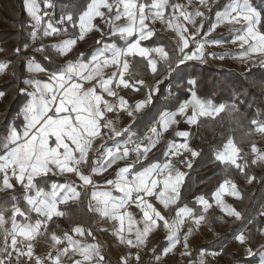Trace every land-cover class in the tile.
<instances>
[{"label":"snow or ice","instance_id":"snow-or-ice-1","mask_svg":"<svg viewBox=\"0 0 264 264\" xmlns=\"http://www.w3.org/2000/svg\"><path fill=\"white\" fill-rule=\"evenodd\" d=\"M23 10L27 21L21 20L20 28L21 34L27 31V37L15 53L27 73L21 80L25 85L21 92L27 99L17 113L19 125L12 124L0 138V193H13L0 202V264H107L91 228L77 224L62 235L49 231L54 219L69 218L61 206L70 203L86 204L89 213L112 224L113 236L127 249L119 264H139L141 251L158 229L166 233L164 256L177 246H182V256H191L190 238L213 204L198 197L199 214L187 205L176 208L171 220L163 214L180 204L187 176L182 168L191 170L192 160L200 155L191 146L192 133L179 130V125L184 122L199 129L202 120H215L226 111L240 114L239 108L198 95L195 78L187 81L189 96L171 109L156 112L152 106L160 84L173 73L179 77L188 62L206 64L209 57L223 60L230 56L264 68V0H87L82 7L72 0H63L59 7L57 0H23ZM157 23L174 34L168 48L143 43L156 35ZM225 25L231 39H209ZM93 32L105 38L96 41L99 46L88 57L79 53L67 59ZM46 39L55 42L45 44ZM226 42L241 51L220 55L208 51ZM34 53L43 54L50 65L53 55L65 63L46 67ZM136 63H142L154 77L159 66L163 78L146 84L130 72ZM9 66L10 62H0V76L7 74ZM39 74L46 79L37 78ZM125 90H143V95L130 103L120 94ZM4 96L0 91V99ZM121 113L131 122L121 125ZM138 119L147 123L142 132ZM248 124L242 142L251 143L250 154L242 155V149L228 138L213 162L223 166L226 176L236 170L252 184L257 177L246 169L264 167V149L252 139L264 140V113ZM170 132L173 139L165 141ZM162 143L161 151L150 155ZM114 167L112 178L96 182V177ZM69 174L78 182L51 179ZM225 196L244 199L229 178L219 185L213 200L226 216L240 220L241 212L226 203ZM131 206L139 210V219L129 210ZM258 215L264 217V204ZM186 222L191 226L185 230ZM257 231L264 236V228ZM43 238L48 239L49 250L41 256L36 248ZM234 238L246 257L259 256V264H264V244L254 250L243 231ZM200 255L199 264H206L205 253Z\"/></svg>","mask_w":264,"mask_h":264},{"label":"trees","instance_id":"trees-1","mask_svg":"<svg viewBox=\"0 0 264 264\" xmlns=\"http://www.w3.org/2000/svg\"><path fill=\"white\" fill-rule=\"evenodd\" d=\"M72 2L78 7H82L87 0H72ZM223 2L224 0H221V3ZM62 3L63 0H57L58 7L62 6ZM257 3H259V0H257ZM21 20L27 21L23 10V0H0V46L4 54L0 61L10 62L11 73L13 71L17 73L15 77L11 76L9 80L0 84V91L5 92L4 98L0 99V138H3L12 124L19 122L17 113L26 99V95L21 92V89L25 87L21 80L27 76V73L21 58L15 53V49L21 46L27 37V31L21 34ZM102 39L105 38L102 37ZM97 40V34L91 33L85 39V42H82L79 53H83L85 57H88L92 50L99 46L96 44ZM173 41L174 39L166 33L156 30V35L152 40L143 43L147 46L159 44L168 48ZM36 46L35 44L32 45L28 51L33 52ZM224 53L229 52L223 51L222 54ZM78 54L74 55L72 59ZM34 55L46 67L56 66L53 60L51 65L49 61L44 60L43 54L34 53ZM182 68L184 71L181 72L179 77L173 73L172 78L165 79L160 84V92L152 106L156 112L165 107L171 109L178 100L187 98L189 96L187 81L195 78L197 80L198 95L210 99L214 103L235 104L239 108V113L242 114L241 116L226 111L216 118L215 123L210 124L201 121L199 129L191 128L190 125L184 122L179 125L181 131L196 132L197 137L195 136L193 143L201 149L200 155L192 162L193 167L186 177L181 190L180 203L189 207L195 206L198 197L211 198L224 179H232L244 197L243 200L232 199L235 207L243 213L240 222L233 220L230 223L232 228L230 234L233 235L264 203V167L250 166L249 169H246L248 174L257 177V180L247 188L244 185L247 182L245 176L236 170L229 172L226 176L223 166L213 162L214 154L226 143L228 138H232L237 146L241 148L251 145L250 142L242 141L245 132L249 128L248 120L258 118V113H264V91L261 89V84H264V68L257 64L250 67L251 72L248 70L240 72L227 65L215 66L200 64L199 62H188ZM130 72L136 78L144 81L161 79L164 76L163 71L158 69V73L154 77L142 63L134 64ZM137 124L140 125L139 131L141 132L147 127V123H141L139 119ZM133 127H136V125H133ZM169 135L173 137L172 132L167 134V136ZM252 139L257 142V146L264 149V140H261L258 136ZM207 167L210 169H206ZM7 197L9 196H2L0 202ZM225 238H227V235L205 247L207 249L218 247Z\"/></svg>","mask_w":264,"mask_h":264},{"label":"crops","instance_id":"crops-1","mask_svg":"<svg viewBox=\"0 0 264 264\" xmlns=\"http://www.w3.org/2000/svg\"><path fill=\"white\" fill-rule=\"evenodd\" d=\"M156 25L157 27L155 26L154 27L155 29L158 30L164 29V26H162L161 24L157 23ZM226 27L230 31L229 26L226 25ZM223 32L225 31L222 30L218 33L222 34ZM231 37H232V33L229 36H222V37L216 36L215 38H224L225 40H229ZM97 39L101 40L102 37L99 38L97 36ZM81 44L82 42L78 44L76 49L67 57V59H72L74 55L80 52ZM226 50L229 51V53L231 54H237L239 51H241L236 45H232L231 43H227V42L222 47H210L208 49L209 52H215L217 53V55L222 54V52ZM226 58L227 61L225 62L237 63L239 61L232 59L230 56ZM52 60L54 61L56 66L65 63L64 58L56 59L54 55L52 57ZM37 78L46 79V76L45 74H39ZM154 81L155 80H147L145 81V83L151 85L152 83H154ZM2 82H0V84ZM122 95L128 98L129 102L131 103L132 101L137 99V97L138 98L142 97L143 90L141 91V93H133L130 90H125L122 91ZM26 99L24 103L26 102ZM130 122H131L130 118H128L125 115L121 116V125H125ZM19 123L20 121L16 125H19ZM174 131L175 129H173V132ZM109 143L112 142L109 141ZM161 149L162 146L159 145L157 149H155L154 152L150 155L152 156L157 155ZM178 167H180V165H178ZM182 170L187 172V175L190 171L187 168H182ZM115 171L116 168L114 167L113 169H110L109 172L105 173L103 176L96 177L95 178L96 182L103 183L107 179L112 178ZM51 179L54 182L77 181V178L71 174L64 177H52ZM244 185L247 188L250 186V184H248L247 182ZM16 191L17 193H19L20 189L17 188ZM214 193L212 194L211 198L203 197L204 199L209 200V202L213 204V207L209 209V211L205 214L206 215L205 222L201 224L199 230L194 232L193 237L190 238V251L192 252V255L182 256L181 255V252L183 250L182 246H177V248L172 253H169L167 256H164L162 253H163V249L167 245L165 239L166 233L162 229H158L149 238L148 246L145 249H143V251H145L146 254L145 264H189L190 261H192L193 264H199V260L201 259V255H200L201 251L203 252L205 249H207L205 246L209 245L212 242L218 241L219 239H222V237L225 235H227V238H225L224 241L218 247L212 248L222 251L221 264H259V256L255 258L246 257L244 255L243 246H241L235 240L234 237L236 234L243 231L246 236L250 237L251 246L253 247L254 250H257L260 247V245L264 244V236H261L260 233L257 231L258 228H264V217L258 215L260 207L258 211L253 216H251L250 219H248V221L245 222L244 225L241 226V228H239L235 233H233V235H231L230 231H232L231 230L232 228L230 227V223H232V221L236 219L226 216L225 213H223L220 210V208L215 205V202L213 200ZM12 194L13 193L11 191L0 193V198L2 196H11ZM233 198L234 197L231 196L224 197L226 203L231 204L233 207H235L234 202L232 201ZM184 205L185 204L180 203L177 206L164 211L163 214L166 216V218L171 220L174 217L176 208L182 207ZM61 207L62 209L63 208L67 209L69 218L54 219V221L49 225L50 232L55 231L58 235H62L64 230H66L67 228H71L72 226H75L77 224H81L86 227H89L93 232V235L95 237V242H98L102 247V251L106 257L107 264L119 263L120 257L127 251V249L123 245H120L116 240V238L113 236L112 234L113 227L110 222L102 220L96 214L89 213L86 204L70 203L69 205H62ZM157 207H161V206L157 205ZM189 208L196 209L197 214H199L201 211V207L198 204H196L195 206H191ZM129 210L136 216L137 219L140 218L141 214L139 213V210L135 208V206H131ZM242 218H243V213L241 212V219L236 221L240 222ZM190 226H191L190 222H186V227H190ZM89 240H91V238H89ZM233 240H235L236 242L233 243L232 242ZM135 251L136 250H133V252ZM176 255L178 256V260H174ZM157 256L160 257L159 260L156 259Z\"/></svg>","mask_w":264,"mask_h":264},{"label":"rangeland","instance_id":"rangeland-1","mask_svg":"<svg viewBox=\"0 0 264 264\" xmlns=\"http://www.w3.org/2000/svg\"><path fill=\"white\" fill-rule=\"evenodd\" d=\"M176 2H184V0H176ZM99 22V21H98ZM156 27H157V25H155ZM154 26V27H155ZM208 26H209V24H207L206 25V22H205V29H207L208 28ZM157 31H160V32H163V33H166L167 35H169L172 39H174V34L171 32V31H168V30H166L165 28L164 29H162V30H158V29H156ZM225 31V32H223L222 34H219L218 32H220V31ZM95 34H97V36L99 37V38H101V36L98 34V33H96V32H94ZM217 34V35H216ZM231 33H230V31L228 30V28L226 27V25L225 26H223V27H221V28H219V29H217V31L215 32V33H213V35H212V37H209V39H212V38H215L216 36H229ZM231 39V38H230ZM54 40H49V39H46V40H44V43L45 44H47V43H50V42H53ZM84 42H85V40H84ZM0 49H2L1 48V46H0ZM227 51V50H226ZM229 52V51H228ZM4 56V54H3V52L2 51H0V58H2ZM208 61L209 62H207L206 64H210V65H215V66H225V65H227V66H230V67H232V68H235V69H237L238 71H240V72H245V71H247L250 67H252V65L251 64H242L240 61H238L237 63H233V62H225V61H227V58H225V59H223V60H219V61H217V60H215V59H212L211 57H209L208 58ZM1 62V61H0ZM11 66H9V69H8V71H7V74L6 75H2V76H0V82H5V81H7V80H9L10 78H11ZM137 99H138V97H137ZM217 118V117H216ZM217 119H215V120H202V121H206V122H209L210 124L211 123H215V121H216ZM190 127L192 128H196L195 126H191L190 125ZM192 133V137H191V140H190V143H191V146H193V147H195L199 152L201 151V149H200V147H198L197 145H194V143H193V140H194V138H195V136L197 135L196 134V132H191ZM166 137H169V138H173L171 135H169V136H167V134H166ZM197 137V136H196ZM178 139V138H177ZM259 147V146H258ZM239 148H241V147H239ZM242 149V155L243 154H245V153H248V154H250V152H251V145H247V146H244L243 148H241ZM248 160H249V162L251 161V155H248ZM209 167V166H208ZM206 168V169H210V168ZM264 204V203H263Z\"/></svg>","mask_w":264,"mask_h":264},{"label":"built area","instance_id":"built-area-1","mask_svg":"<svg viewBox=\"0 0 264 264\" xmlns=\"http://www.w3.org/2000/svg\"><path fill=\"white\" fill-rule=\"evenodd\" d=\"M42 42L44 43V41H42ZM38 43H41V42L38 41L37 44ZM215 60L219 61L220 59H215ZM120 94L122 95V92ZM123 115L124 114L121 113V116H123ZM168 139H173V138H169V137H166L165 136V141L168 140ZM161 146L163 148L164 147V143H162ZM193 148H195V147H193ZM194 160H195V158L192 160V162ZM178 165L179 164H177V166ZM186 228L187 227H186V224H185V230H186ZM70 229L71 228H67L66 230H70ZM66 230H64V231H66ZM232 242L235 243L236 241L233 240ZM48 250H49V241H48V239L47 238L41 239L40 243L38 244V246L36 248L37 254L38 255H41V256H44ZM203 252L205 253V255H204L203 258L205 259L206 264H221V255H222V251L221 250L210 248V249H205ZM212 253H220V254L217 255V256H215V257H213L211 255ZM174 260H178V256L177 255L175 256V259ZM145 263H146V254H145V251L142 250L141 251V259H140L139 264H145ZM130 264H132V262H130Z\"/></svg>","mask_w":264,"mask_h":264}]
</instances>
